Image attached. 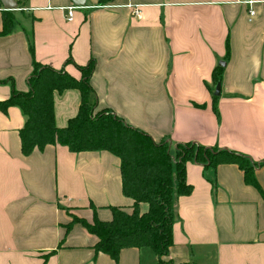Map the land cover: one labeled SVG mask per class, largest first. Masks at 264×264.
<instances>
[{"label": "crops", "instance_id": "1", "mask_svg": "<svg viewBox=\"0 0 264 264\" xmlns=\"http://www.w3.org/2000/svg\"><path fill=\"white\" fill-rule=\"evenodd\" d=\"M16 2L13 10L0 3V101L28 91L33 62L77 80L78 67L95 62V111L157 143L227 148L257 164L256 187L234 164L186 163L191 193L174 199L162 264H264V0H254L250 20L249 5L237 0ZM130 4L140 5V17ZM221 62L214 96L212 72ZM53 93L61 129L77 114L81 93ZM24 121L17 106L0 110V264H159L147 247L123 248L116 260L96 252L97 238L72 223L73 214L91 223L110 220L112 208L131 212L119 158L58 144L24 155Z\"/></svg>", "mask_w": 264, "mask_h": 264}, {"label": "trees", "instance_id": "2", "mask_svg": "<svg viewBox=\"0 0 264 264\" xmlns=\"http://www.w3.org/2000/svg\"><path fill=\"white\" fill-rule=\"evenodd\" d=\"M5 21V19H4ZM8 22L4 23L6 28ZM28 48L32 50L31 38ZM228 55V44L226 55ZM95 62L89 61L85 67H78L81 78L77 80L62 71L33 62V70L28 78L27 92H13L0 101V110L17 106L25 117L24 126L19 131L21 152L24 155L39 150L48 144L66 146L73 153L81 151L112 152L119 158L122 193L132 200V210L112 208V217L100 221L96 217L91 223L83 218H73L91 235L97 238L96 252H103L117 259L123 248L147 247L153 250L158 263L172 246V226L174 220V199L191 193L186 182L185 167L188 161L204 166L223 163L238 166L244 174L245 182L256 186L252 170L257 165L247 156L227 148L218 149L202 146L195 142L174 144L175 154L167 147L169 141L157 143L150 135L133 129L123 120L104 111H95V92L90 86V75ZM223 63L213 70V81L219 83ZM76 88L81 93L79 110L68 120L66 127L57 128L54 122L53 92ZM215 98V97H214ZM140 204L147 209L141 210Z\"/></svg>", "mask_w": 264, "mask_h": 264}, {"label": "built area", "instance_id": "3", "mask_svg": "<svg viewBox=\"0 0 264 264\" xmlns=\"http://www.w3.org/2000/svg\"><path fill=\"white\" fill-rule=\"evenodd\" d=\"M238 3H242L244 5L248 4L249 7H248V14H249V20L251 17L254 16V10L252 8V5L254 3V0H237ZM127 7L130 9V12L133 16L135 17H140V5L138 4H130V5H127ZM75 9L74 6H71L69 9H68V13H67V18L71 20V15H72V11Z\"/></svg>", "mask_w": 264, "mask_h": 264}, {"label": "water", "instance_id": "4", "mask_svg": "<svg viewBox=\"0 0 264 264\" xmlns=\"http://www.w3.org/2000/svg\"><path fill=\"white\" fill-rule=\"evenodd\" d=\"M71 1L73 5L75 6H79V7L86 6L85 0H71ZM0 3L5 10H13V9L18 8L16 0H0ZM214 88L215 90H214L213 95L220 96V91H221L220 84L216 83Z\"/></svg>", "mask_w": 264, "mask_h": 264}, {"label": "rangeland", "instance_id": "5", "mask_svg": "<svg viewBox=\"0 0 264 264\" xmlns=\"http://www.w3.org/2000/svg\"><path fill=\"white\" fill-rule=\"evenodd\" d=\"M163 142H164V141H163ZM165 142H166V141H165ZM165 142H164V144H165V146H166V143H165ZM169 143H170V144H168L167 147L170 148V152L172 153V155H174V154H175L174 143H171V142H169ZM73 218H77V219H78L79 217H77L76 214H73V215H72V219H73Z\"/></svg>", "mask_w": 264, "mask_h": 264}]
</instances>
